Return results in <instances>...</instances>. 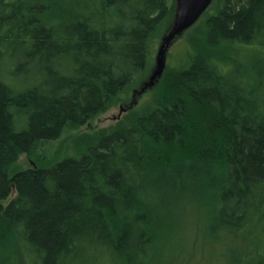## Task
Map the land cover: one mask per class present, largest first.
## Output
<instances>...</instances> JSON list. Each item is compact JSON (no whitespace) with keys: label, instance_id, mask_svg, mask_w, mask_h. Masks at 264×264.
Masks as SVG:
<instances>
[{"label":"trees","instance_id":"16d2710c","mask_svg":"<svg viewBox=\"0 0 264 264\" xmlns=\"http://www.w3.org/2000/svg\"><path fill=\"white\" fill-rule=\"evenodd\" d=\"M215 2L207 46L264 52V0ZM168 6L0 0V264L5 235L27 264H150L165 235L184 243L195 208L219 260L264 264V243L243 246L264 219V97L248 70L224 71L191 47L173 57L160 104L86 152L13 174L22 155L106 113L140 77Z\"/></svg>","mask_w":264,"mask_h":264},{"label":"rangeland","instance_id":"374dc122","mask_svg":"<svg viewBox=\"0 0 264 264\" xmlns=\"http://www.w3.org/2000/svg\"><path fill=\"white\" fill-rule=\"evenodd\" d=\"M217 6L218 2L210 5L191 28L177 35L160 58L161 47L174 29L178 16L177 0H169L167 16L159 22L151 35L146 64L140 77L121 92L120 98L113 102L106 113L91 120L85 126H68L56 140L40 142L32 157L22 155L13 174L33 166L49 167L66 157L86 152L88 146L98 138L112 132L121 124L137 118L153 105L160 104L169 88L173 57L181 55L187 46L212 57L224 71L234 67L245 68L254 77H250L251 81L261 89L264 97V52L239 44L215 49L207 46L204 26L209 20L208 13H215ZM189 129L193 132L194 138H198L204 147H207L209 138L199 137L200 130L193 125H189ZM159 150L164 151L162 148ZM7 202L3 204L6 205ZM206 215L198 208L191 211L186 224L184 243L177 242L172 233L165 235L150 264H224V259L219 260V255L223 252L216 245L210 244V239L205 233ZM179 217L182 220L184 216ZM5 236L7 238L4 239L1 250L2 264H27L14 238ZM263 243L264 219L248 230L243 239V246L253 250Z\"/></svg>","mask_w":264,"mask_h":264},{"label":"water","instance_id":"95a60500","mask_svg":"<svg viewBox=\"0 0 264 264\" xmlns=\"http://www.w3.org/2000/svg\"><path fill=\"white\" fill-rule=\"evenodd\" d=\"M214 0H177L178 16L174 29L165 40L160 50V58L165 48L177 35L191 28L205 13Z\"/></svg>","mask_w":264,"mask_h":264}]
</instances>
